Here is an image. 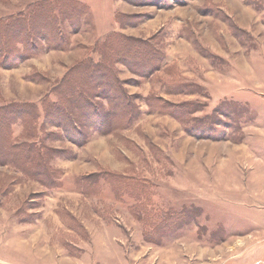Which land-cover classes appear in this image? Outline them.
Here are the masks:
<instances>
[{"label":"rangeland","instance_id":"obj_1","mask_svg":"<svg viewBox=\"0 0 264 264\" xmlns=\"http://www.w3.org/2000/svg\"><path fill=\"white\" fill-rule=\"evenodd\" d=\"M70 1L72 20L61 0H0V28L39 3L55 23L43 32L58 28L0 66V109L39 112L7 142L38 138L37 123L56 135L45 182L0 162V264H264V0ZM150 47L162 59L142 75ZM89 62L138 114L105 133L91 127L110 117L81 121L72 142L43 102ZM113 92L95 88L91 105Z\"/></svg>","mask_w":264,"mask_h":264},{"label":"trees","instance_id":"obj_2","mask_svg":"<svg viewBox=\"0 0 264 264\" xmlns=\"http://www.w3.org/2000/svg\"><path fill=\"white\" fill-rule=\"evenodd\" d=\"M46 3V2H45ZM61 3H65L63 6V14L69 13V18L72 20L74 17L75 5L69 2V0H61ZM41 4V5H39ZM36 6L30 8L29 15H19L13 21L5 23L0 28V66H4L5 62L14 60L19 61L22 56H30L33 54L37 39H48L46 33H52L55 29V25H52V32L46 31L49 24H55L53 17L51 16V8L39 3ZM66 10V11H65ZM29 16V17H28ZM54 27V29H53ZM55 29V31H57ZM58 36L60 34L57 33ZM49 40L56 41L59 45L63 38L56 39L54 35H51ZM22 39V40H21ZM24 41L23 47L19 48L16 44L17 41ZM131 48V45L126 41L120 46L119 53L124 54L125 51ZM150 58L154 59L152 62L148 61L146 55L144 63L141 66L144 67L140 73L142 75L149 74L155 71L162 56L157 55V51L153 50ZM135 54V53H134ZM136 56L139 55L136 53ZM142 56L139 58L141 59ZM98 63V62H97ZM89 62L87 65H82L81 69V82L76 83L73 80L66 83L65 86H61L58 89V94L61 99L52 102L45 100L46 103L43 109V114L46 117L48 123L55 124L63 128L64 136L70 139L72 142H77L74 136H81L80 142H84L90 127H85L81 124V121L87 120L95 116V118L108 119L111 118V122L106 126L100 122V127L94 125L91 129H97L101 133H105L108 129L117 127V123L114 121L125 120L126 124L133 121L138 114L136 105L130 101L125 89L121 88L117 83L118 80H113L110 67H107L105 63L100 65ZM116 78V77H115ZM78 79V78H77ZM100 87L102 89H115L113 92V102L107 108L101 107L97 109L95 105H91V96L95 88ZM121 95V99L120 96ZM92 106V107H91ZM39 117L37 106L33 104H23L16 106H6L0 109V162L11 163L17 165L23 169L24 174L27 177L37 179L41 182H45L47 177H50L51 171L47 164V154L45 150V137L53 138L56 135L51 133L45 134L44 124L37 123L38 138L34 135L33 140H23L20 142H7L9 125L15 122H21L27 126L32 122H35ZM8 127V129H6ZM31 130V128H29ZM42 129H44L42 133ZM6 160V162H4Z\"/></svg>","mask_w":264,"mask_h":264}]
</instances>
